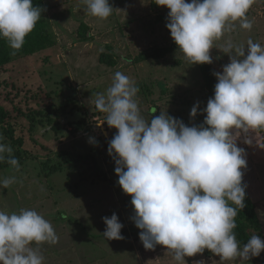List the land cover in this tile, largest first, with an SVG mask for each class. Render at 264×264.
Listing matches in <instances>:
<instances>
[{
  "label": "clouds",
  "instance_id": "obj_1",
  "mask_svg": "<svg viewBox=\"0 0 264 264\" xmlns=\"http://www.w3.org/2000/svg\"><path fill=\"white\" fill-rule=\"evenodd\" d=\"M169 9L166 27L178 50L193 64H211L210 50L236 22L251 31L247 13L258 0H154ZM89 15L107 20L114 11L109 0H79ZM43 9L32 0H0V38L15 55L33 31ZM230 63L213 73L217 83L200 126H187L160 111L147 120L137 101L135 81L117 71L106 92L96 93L95 109L117 133L109 142L118 184L131 196L135 226L145 249H167L176 264L206 249L220 260L241 264L264 252V239L252 235L241 246L234 229L237 209L245 207L242 183L246 153L237 146L243 134L264 131V46L247 40H227L220 49ZM247 50V54H246ZM193 106L191 117L197 115ZM256 139V137H255ZM0 135V163L19 170V161ZM94 142V141H90ZM15 177L0 180L8 188ZM235 207H234V206ZM106 240H120L123 225L114 213L104 217ZM59 237L50 221L34 209L18 213L0 210V264H44L39 246L56 244ZM35 244L36 247L32 245ZM202 264V262H201Z\"/></svg>",
  "mask_w": 264,
  "mask_h": 264
},
{
  "label": "rangeland",
  "instance_id": "obj_2",
  "mask_svg": "<svg viewBox=\"0 0 264 264\" xmlns=\"http://www.w3.org/2000/svg\"><path fill=\"white\" fill-rule=\"evenodd\" d=\"M44 2L47 7H51L47 16L56 44L41 53L14 62L13 73L20 72L21 80L60 87L65 95L61 97L60 93V102L77 91L81 102L93 115L97 112L93 103L96 93L106 92L114 74L120 71L133 79L135 84L143 81L154 84L157 97L161 93L157 84L161 81L167 84L170 94H178L179 99L189 96L192 105L188 110L199 104L197 115L192 117L193 123H203L206 116L203 109L210 98L203 89L196 65L186 60L179 50L159 61L133 63L134 58L143 50L153 46L169 47L174 42L165 24L157 19L159 15L167 19L169 9L163 6L152 7L151 0H109L114 8L113 14L107 20L99 21L87 13L86 6L79 3V0ZM247 15L253 21L251 31L240 28L239 22H236L234 30L216 41L215 48L210 50L212 65L219 73H222L223 66L230 63L229 55L219 50L227 40L231 39L235 45L246 47L247 40L252 39L264 46V0H258ZM81 23L88 25L91 41L77 40V29ZM107 46L113 48L118 61L116 67H107L99 61L100 55L109 51ZM163 100L158 101V105L166 109L169 103ZM140 109L146 117L148 109ZM91 125L94 134L91 140H82L88 133H79L75 139L64 137L67 132L60 134V139H55L51 132L39 133L38 137L46 148L37 150L36 155L41 161L30 159L25 165H19L18 171L15 168L0 170V180L16 178V182L8 188L0 186V210L10 214L18 213L22 208L34 209L50 221L59 239L56 244L44 243L39 246L44 264H104V259L108 261L107 256H120L125 246L130 252L125 256L124 252L128 250L124 251L123 258L114 259L116 264H120L124 258L126 261L122 264H176L172 254L162 245L148 250L140 240L139 243L131 242L128 234L133 235L131 224L135 215L131 196L124 193L118 184L116 164H109L104 158L108 154L105 140L111 141L112 129H109L110 132L107 129L105 114L97 117V121L91 118ZM100 135L103 139L95 138ZM249 135L253 138L251 145L244 143L242 134L237 146L246 153L247 167L243 169V178L251 197L258 201L264 239V136L258 132ZM96 149L103 151V169L114 179L113 182L99 181L93 185H81L74 168L67 167L63 172L47 175L40 166L49 157L57 161L56 154L61 150L85 154ZM114 213L123 225L121 235L124 238L106 240L102 236L106 230L103 218H110ZM32 246L36 247L35 244ZM261 254L264 257V252ZM185 260L187 264H241L238 259L220 260L213 253L210 257L197 254L185 257ZM253 263V257L244 262Z\"/></svg>",
  "mask_w": 264,
  "mask_h": 264
},
{
  "label": "trees",
  "instance_id": "obj_3",
  "mask_svg": "<svg viewBox=\"0 0 264 264\" xmlns=\"http://www.w3.org/2000/svg\"><path fill=\"white\" fill-rule=\"evenodd\" d=\"M44 1L32 0L33 6H39L43 9L42 16L33 31L25 38L22 49L17 51L15 55L12 54L13 50L8 46L7 42L0 38V135L4 137L3 142L12 147L13 155L18 159L19 165H25L26 161L30 159L41 161L36 155L37 150H46V148L38 137L39 133L43 131L44 134L51 132L55 136V139H60L59 135L64 132H67V135H64V137L69 136L74 139L79 133L83 135L84 133H88V136L82 140H91L94 139L91 118L92 121H97V117L99 118L100 115H103V113L98 111L92 115L86 105L81 102L77 91L66 96L65 100L60 102V93L61 97L65 96L60 87H50L47 84L39 85L27 81L25 83V81L21 80L20 72L13 73L14 62L16 60L34 56L52 48L56 44L52 25L47 16L51 7H47ZM151 4L152 7H158L154 0H151ZM157 19L158 21H162L166 26L168 20L164 16L159 15ZM166 29L170 33L167 27ZM77 34L78 41L88 42L92 40L90 29L85 23L80 24ZM107 48L109 51L103 52L100 55L99 61L107 67H116L118 61L113 48L112 46H107ZM177 50L178 47L175 42L169 47L153 46L143 50L134 58L133 63L140 64L149 60L159 61ZM195 65L200 74L203 89L209 98H213L214 88L218 82L213 73L219 71L212 63ZM157 85L161 90L158 97L155 96L154 84H147L144 81L136 83L139 89L137 93L138 105L140 108L148 109L147 116L145 117L147 120L150 121L152 117L158 116L160 111H166L167 115L181 120L187 126H200L194 124L190 116L191 110L188 109L192 105V100L189 96L186 95L179 99L178 94H170L165 82H158ZM160 100L169 103L166 109L158 105V101ZM148 104H151V106ZM107 129L109 132V129H112V140L117 130L109 128L108 125ZM258 133L264 136V131ZM96 137L101 139L103 136ZM109 142L105 140L107 148ZM102 155L103 151L100 149L87 151L85 154H73L67 150H61L56 154L58 157L57 161L53 157H49L44 162H41L40 166L47 175L63 172L67 167L74 168V171L78 173L81 185L89 183L93 185L99 181L113 182L114 179L109 177L108 173L103 169ZM104 158L109 164L115 163L113 157L109 154H106ZM12 168L6 162L0 163V170ZM242 183L246 185L244 178ZM244 204L245 207L243 209H237V216L235 217L237 227L234 229L241 246L254 234H257L261 238L263 237V224L260 219L258 201L251 197L247 185L245 188ZM131 226L133 236L137 240H140L139 233L142 230L135 226L134 221ZM202 255L210 257L211 252L206 249ZM261 255L253 257V264H264V257Z\"/></svg>",
  "mask_w": 264,
  "mask_h": 264
},
{
  "label": "crops",
  "instance_id": "obj_4",
  "mask_svg": "<svg viewBox=\"0 0 264 264\" xmlns=\"http://www.w3.org/2000/svg\"><path fill=\"white\" fill-rule=\"evenodd\" d=\"M128 235L131 237V242H133V243H139V242H140V241L137 240V239L135 238V236H133L131 233H129ZM102 236H103V235H102ZM126 248H127V249H126ZM121 250H122V253H123L124 251H127V250H128V247L125 246V247L122 248ZM136 251H137V250H136ZM117 252H118V251H117ZM128 252H130V250H128L127 252H124V255L126 256ZM139 252H140V251L138 250L137 253H139ZM122 253L119 254L120 256H117V257H115V258H112L111 256H107L108 261H107V260L105 261V259H104V264H116L117 261H115L114 259H117V258H123V257H122ZM140 258H141V257H140ZM123 261H124V263H125L126 259L124 258V259L121 261L120 264H122ZM102 264H103V263H102Z\"/></svg>",
  "mask_w": 264,
  "mask_h": 264
}]
</instances>
